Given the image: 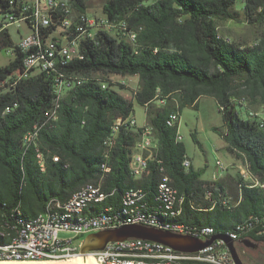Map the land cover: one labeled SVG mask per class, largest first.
<instances>
[{"label":"trees","instance_id":"1","mask_svg":"<svg viewBox=\"0 0 264 264\" xmlns=\"http://www.w3.org/2000/svg\"><path fill=\"white\" fill-rule=\"evenodd\" d=\"M71 1L77 12H84L90 0ZM236 1L104 0L107 17L126 19L137 34L136 41L130 43L122 35L103 32L99 45L86 43L84 57L67 65V71L99 72L101 77L66 91L55 123L41 130L37 148L43 153L45 169L40 167L36 147H25L22 141L53 105L52 76L38 73L13 91L4 92L0 85V228L34 217L49 200H66L87 182H101L104 193L115 189L103 203H118L127 187L155 188L162 176L161 165L178 191L187 195L179 221L212 225L222 231L234 221L263 218L264 189L258 186H243L237 206L208 209L211 203L204 193L210 181L202 179V168L184 167L189 156L183 141L177 140L179 123L170 126L166 122L171 112L181 113L187 105L196 106L201 96H213L225 123L223 130H214L225 140L227 150L244 157L253 175L264 180V127L239 111L243 112L242 97L252 105L264 106V0H241L239 8ZM0 6L7 7V1L0 0ZM241 17L262 27L253 43L228 41V35L220 30L221 21H240ZM12 43L9 32L0 35V49ZM20 65L21 55L1 67L0 84L11 67ZM110 73L138 76L135 97L103 88L100 81L111 80L106 77ZM158 91L167 98L164 107L154 101ZM16 101L17 107L4 113L6 106ZM135 101L146 106L147 123L153 127L158 145L155 158L161 162L151 160L149 171L135 177L131 152L141 129L122 127L107 159L112 169L103 173L100 165L111 124L116 117L134 112ZM240 180L239 174L228 175L211 190L220 199L227 196L228 187L237 200ZM252 236L264 238L254 232Z\"/></svg>","mask_w":264,"mask_h":264},{"label":"built area","instance_id":"2","mask_svg":"<svg viewBox=\"0 0 264 264\" xmlns=\"http://www.w3.org/2000/svg\"><path fill=\"white\" fill-rule=\"evenodd\" d=\"M7 7L0 6V35L9 32L13 43L0 49V54L5 53L11 57L5 63L0 61L1 67L9 66L16 57L21 55V65L11 67L5 73L1 80L2 91H13L25 79H28L38 73L46 72L52 76L53 80V105L45 112V118L41 122H35L30 128V132L25 136L22 144L25 147L31 145L36 147L37 158L41 169H45V161L43 153L37 148L41 130L46 126H52L55 123L56 116H59L60 102L66 91L82 85L88 80L95 78L100 80L99 72H90L82 74L75 70L67 71V65L76 59H82L85 53V44H100V37L103 32L122 35L128 42L136 41V32L129 28L126 19H109L107 15H99L90 10L77 12L71 0H6ZM25 25V32L21 33V26ZM17 25L16 32L20 34L19 38H15L12 26ZM28 29V30H27ZM27 30V31H26ZM228 41H231L227 38ZM121 75V74H117ZM133 76V75H132ZM103 88H112L123 93L127 87V83H121L119 80H103L100 81ZM136 91H133L129 98H134ZM157 105L164 107L167 104V98L160 96L159 91L154 97ZM242 106L245 107L247 117L254 118L258 121L260 127H264V106L259 110L246 107L248 101L246 98L240 100ZM18 102L6 106L4 113H9L17 107ZM148 105V103H146ZM179 111L171 112L166 122L170 126L179 123ZM122 127L140 128V138L133 145L131 152L130 167L135 177H141L145 172L149 171L150 161L160 159L155 158V152L158 148L156 138L154 137L153 127L147 122L143 126H138L134 112L128 116H119L114 119L111 124L110 138L104 145V161L107 167H111L108 160L111 157L113 148L116 145L117 136ZM183 136L177 132V140L181 141ZM57 158V157H55ZM192 162L187 157L183 161V165L187 168V164ZM238 174L240 177L239 191L243 186L261 187L264 189V180L261 178H249L244 172L241 165H238ZM226 167L221 163V171H215L212 178L209 179L210 184L205 190L204 197L209 200V192L213 189V185L220 179V174L225 171ZM162 171L160 188L154 191H163L167 195V204L169 211H184V205L187 200L185 194L182 202L170 203L171 178L165 172L163 165L159 166ZM141 186H131L125 188V194L135 195L139 193ZM103 193L101 182L91 184L89 189H83L74 195V203L72 206H65L64 201L59 199H51L47 202V220H42V226L35 228L20 227L13 225V229L17 230L16 241L13 249H0V261H37L47 259H65L76 255H83L80 248L82 246L81 237L90 233L104 229L115 228L123 224L117 223L113 219H105L101 222L89 223L84 230L66 229L63 225H54L52 216L49 213V204L52 201H61L62 210L70 207H81L86 201V194ZM213 203V208L220 207L232 208L236 205L237 200H233L230 196H223L217 200H209ZM191 206H195L194 202H190ZM262 221V226H259ZM150 226H158L156 221L144 220L140 223ZM163 229V228H162ZM173 232L190 235L203 241L209 240L213 235H223L221 238L213 240L203 248L196 251H184L169 247L156 245L155 242H148V239L140 237H129L123 240L109 241L103 248L90 250L86 254H92L95 260L101 264V256H108V264H237L231 248L228 245L226 237L230 238L235 248L243 259L247 252L248 242H253L252 232L254 235L264 237V218L253 216L248 220L245 229H239L235 232H214L213 229L196 230L189 225H185L183 229H166ZM61 232H71L72 235L61 236ZM264 242V238L262 240ZM85 255V254H84Z\"/></svg>","mask_w":264,"mask_h":264},{"label":"bare ground","instance_id":"3","mask_svg":"<svg viewBox=\"0 0 264 264\" xmlns=\"http://www.w3.org/2000/svg\"><path fill=\"white\" fill-rule=\"evenodd\" d=\"M132 30V29H131ZM134 31V30H132ZM230 39V38H229ZM228 40V39H227ZM231 40V39H230ZM245 98V97H243ZM251 106V105H250ZM252 109V108H250ZM28 130L24 136L23 141H25V136L29 133ZM110 138V135L105 139V144ZM191 162L187 164V168L191 166ZM249 167V162L247 161ZM101 170L105 173L106 162L100 165ZM112 167H107V173L110 172ZM250 169V167H249ZM254 178H257L254 176ZM94 182H87L82 187L77 189L72 195L66 200H62L65 206H72L74 203V195L77 192H82L83 189H89L91 184ZM160 188V181L155 186V188L149 189L141 187L139 193L135 195H122V202L115 204H109L97 211L93 210V205L102 203L108 195L114 194L115 189L111 190L109 193H89L86 194V201L83 202L81 207H70L66 210H62L61 201H52L49 204V213L52 216V223L54 225H63L66 229H77L84 230L88 227L89 223L101 222L105 219H115L117 223L121 224H135L140 223V221L150 220L156 221L158 226L163 229H183L185 225H189L191 228H196V230H205L208 228L213 229L214 232H235L239 229H245L249 219H245L241 222L234 224L232 227L225 230H220L212 225H203L196 223H188L179 221V217L182 216L184 211H169L167 204V195L163 191H154L153 195H150L153 189ZM242 193V192H241ZM125 194V191L123 192ZM242 195V194H241ZM185 194L180 193L178 189L172 184L170 193V203H180L182 202ZM54 199V198H53ZM218 197L211 190L209 192V200H217ZM195 208V206H191ZM213 208V203L208 209ZM87 210L89 212H87ZM20 211V210H19ZM21 213V212H20ZM17 216V215H16ZM19 217V216H18ZM259 218V217H257ZM262 218V217H261ZM264 218V217H263ZM17 219V218H16ZM42 220H47V204L45 209L39 214L35 215L30 219L20 220L17 225L25 228H35L42 226ZM17 222V221H16ZM17 230L13 229V225L5 223V226L0 228V238L4 241L0 242V249H13L14 242L16 241ZM148 242H155L156 245H162V247H169V244L162 242L149 240ZM0 264H99L92 254L76 255L73 257L65 259H47V260H37V261H13V260H3ZM101 264H108V256H101Z\"/></svg>","mask_w":264,"mask_h":264},{"label":"rangeland","instance_id":"4","mask_svg":"<svg viewBox=\"0 0 264 264\" xmlns=\"http://www.w3.org/2000/svg\"><path fill=\"white\" fill-rule=\"evenodd\" d=\"M241 0L236 1V7H240ZM104 0H90L88 10L90 12L103 15ZM25 25L21 26V33L25 31ZM17 25L11 27L15 38H19L20 34L16 32ZM261 25H252L245 22L241 17L240 21L224 20L220 23V30L223 34L228 35L231 41L242 43H253L261 33ZM28 30V29H27ZM26 30V31H27ZM5 53L0 54V61L5 63L10 59ZM111 80H119L121 83H127V87L123 90V95L129 98L131 93L137 89L139 78L132 75H117L110 73L108 76ZM135 96V94H134ZM133 98V97H132ZM251 105V106H250ZM249 108L259 110L261 107L252 105L248 102ZM240 111L242 117H247L246 108ZM239 109V107H238ZM134 116L138 126H143L147 122L146 106L134 103ZM218 127L220 130L225 128L223 113L219 109L217 100L213 96L204 95L198 100L196 106L187 105L182 108L179 118L178 130L183 136L182 141L186 147V153L191 158L195 169H203L202 179H211L215 171H221V163L228 167L237 157L231 154L225 144V140L221 134L214 130ZM247 161V160H246ZM61 236L72 235L71 232H61ZM85 236L81 237L82 240Z\"/></svg>","mask_w":264,"mask_h":264},{"label":"water","instance_id":"5","mask_svg":"<svg viewBox=\"0 0 264 264\" xmlns=\"http://www.w3.org/2000/svg\"><path fill=\"white\" fill-rule=\"evenodd\" d=\"M129 237H140L162 242L179 250L196 251L211 243L213 240L223 237V235L215 234L209 240L203 241L190 235L146 224H124L115 228L104 229L86 235L83 238L80 250L83 254H86L90 250L103 248L109 241L123 240ZM226 239L237 264H244L235 248L234 242L228 237H226ZM246 244L249 245L250 242L246 241Z\"/></svg>","mask_w":264,"mask_h":264},{"label":"crops","instance_id":"6","mask_svg":"<svg viewBox=\"0 0 264 264\" xmlns=\"http://www.w3.org/2000/svg\"><path fill=\"white\" fill-rule=\"evenodd\" d=\"M135 76V75H134ZM138 78V76H136ZM226 146V144H225ZM192 164V162H191ZM193 165V164H192ZM238 165L242 166V169H244V172L249 176V178H254L253 173L250 171L248 165H247V161L246 159H244V161L241 158H236V160L234 162H232L228 168L223 171L220 174V179L224 178L228 175L230 176H234L238 174ZM209 180V179H207ZM225 193L227 196L232 197V199L234 200V194L231 189H229L228 187L225 189ZM238 199H237V203L235 206H237L240 201L242 200L243 196L241 195V191H238ZM109 204H115L114 202H109L107 204L104 205V203H99V204H95L93 205V210L97 211ZM87 212H89L87 210ZM244 219V218H243ZM241 222V221H240ZM233 223H238V221H234ZM244 261L246 262V264H264V242L261 239H255L253 238V242H251L249 245L247 244V252L244 254L243 256Z\"/></svg>","mask_w":264,"mask_h":264}]
</instances>
